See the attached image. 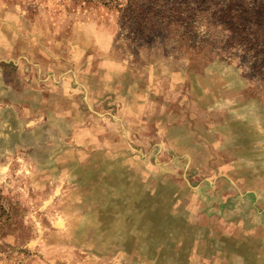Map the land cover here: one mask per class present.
Here are the masks:
<instances>
[{
  "label": "rangeland",
  "instance_id": "obj_1",
  "mask_svg": "<svg viewBox=\"0 0 264 264\" xmlns=\"http://www.w3.org/2000/svg\"><path fill=\"white\" fill-rule=\"evenodd\" d=\"M103 1L0 0V264H264V0Z\"/></svg>",
  "mask_w": 264,
  "mask_h": 264
},
{
  "label": "trees",
  "instance_id": "obj_2",
  "mask_svg": "<svg viewBox=\"0 0 264 264\" xmlns=\"http://www.w3.org/2000/svg\"><path fill=\"white\" fill-rule=\"evenodd\" d=\"M112 2H115V4H118V5L121 4V3H118V0H117V2H116L115 0H114V1H103L104 4H111ZM132 3H133V2H130L128 5H130V4L132 5ZM112 4H113V3H112ZM137 6H138V5H137ZM137 6H136V7H137Z\"/></svg>",
  "mask_w": 264,
  "mask_h": 264
}]
</instances>
